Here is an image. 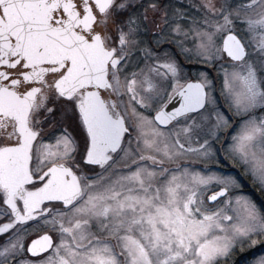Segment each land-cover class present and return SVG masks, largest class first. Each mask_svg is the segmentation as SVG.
<instances>
[{
    "label": "snow or ice",
    "instance_id": "1",
    "mask_svg": "<svg viewBox=\"0 0 264 264\" xmlns=\"http://www.w3.org/2000/svg\"><path fill=\"white\" fill-rule=\"evenodd\" d=\"M247 187L264 0H0V264H238Z\"/></svg>",
    "mask_w": 264,
    "mask_h": 264
},
{
    "label": "trees",
    "instance_id": "2",
    "mask_svg": "<svg viewBox=\"0 0 264 264\" xmlns=\"http://www.w3.org/2000/svg\"><path fill=\"white\" fill-rule=\"evenodd\" d=\"M251 187H247V190L245 189V191L247 192L248 195L251 196V198L256 201V203L259 205L260 203L264 202V193H261L259 190H257V194L263 198L262 202H259L252 194H251ZM254 189V188H253ZM255 191V190H254ZM264 255V247L261 246H257L256 248L250 250V251H245L243 253H237L234 257L233 260L238 262V264H248L254 260H256L257 258H259L260 256Z\"/></svg>",
    "mask_w": 264,
    "mask_h": 264
},
{
    "label": "rangeland",
    "instance_id": "3",
    "mask_svg": "<svg viewBox=\"0 0 264 264\" xmlns=\"http://www.w3.org/2000/svg\"><path fill=\"white\" fill-rule=\"evenodd\" d=\"M251 189V194L259 201V202H262V200H263V198L262 197H260L258 194H257V190L256 189H253V188H250ZM246 190H247V188H246ZM255 190V191H254ZM262 256H264V255H262ZM255 261V260H254ZM254 261H252V262H250V263H248V264H253V262Z\"/></svg>",
    "mask_w": 264,
    "mask_h": 264
}]
</instances>
